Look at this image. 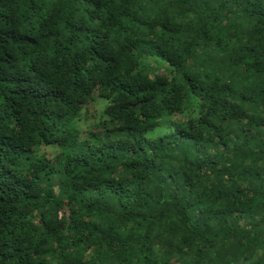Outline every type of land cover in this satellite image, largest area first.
<instances>
[{"label":"trees","instance_id":"trees-1","mask_svg":"<svg viewBox=\"0 0 264 264\" xmlns=\"http://www.w3.org/2000/svg\"><path fill=\"white\" fill-rule=\"evenodd\" d=\"M0 264H264V0H0Z\"/></svg>","mask_w":264,"mask_h":264}]
</instances>
